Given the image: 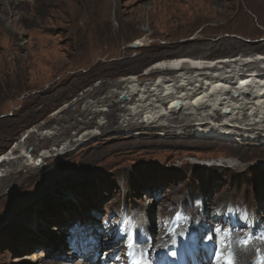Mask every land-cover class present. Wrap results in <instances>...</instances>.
Here are the masks:
<instances>
[{"label": "rangeland", "instance_id": "374dc122", "mask_svg": "<svg viewBox=\"0 0 264 264\" xmlns=\"http://www.w3.org/2000/svg\"><path fill=\"white\" fill-rule=\"evenodd\" d=\"M4 1L0 264L89 258L134 264L141 254L163 251L175 253L166 264H186L210 246L209 232L256 239L264 230V159L244 162L227 158L223 148L160 143L161 129H105L106 114L82 113L116 92L118 108L126 106L114 83L132 74L158 81V72L146 75L160 59L189 53L260 59L264 0ZM96 108L107 113L109 106ZM121 115L117 109L114 125L125 127ZM83 118L94 121L91 127L105 125L95 129V138L76 143ZM52 148L62 154L39 160L38 168L23 166L27 159L20 154L30 161ZM4 154L15 160H3ZM218 200H227L229 211L215 210ZM221 217L228 221L217 222Z\"/></svg>", "mask_w": 264, "mask_h": 264}, {"label": "bare ground", "instance_id": "6f19581e", "mask_svg": "<svg viewBox=\"0 0 264 264\" xmlns=\"http://www.w3.org/2000/svg\"><path fill=\"white\" fill-rule=\"evenodd\" d=\"M6 8L5 1L0 0V12L2 14ZM256 57L260 59H251L247 56L240 57V59L223 57L220 60L219 58L210 59L189 53L175 55L166 60L160 59L156 63L165 68L161 70L157 67L158 69L151 70L146 75L149 76L158 72L160 74L158 81H145L143 78L132 74L127 80L114 83L115 87L120 88L123 94L125 93L123 102L126 103V106L118 108L120 97L116 92L92 102L82 114L85 112L94 113L95 116L106 114L109 118L106 117L108 124L105 129L116 131L138 129L141 130V133L148 132V134L156 129H161L165 138L160 139V143H171L173 146L177 145L184 148H223L225 150L224 156L237 158L244 162L252 159H264V147L260 146L264 144V65H260L264 64V60H262L264 56ZM258 66L260 67L258 68ZM179 67L181 68L179 69ZM100 89H95L93 94L98 95ZM101 104L102 106H109L107 113L103 112L105 109L96 108ZM117 109H121L120 118H123L125 127L124 125H114ZM62 120L63 117L57 118L58 123ZM92 123L94 121L91 119L86 121L83 118L77 124L86 127L82 131V138L77 139L76 143H83L95 138L97 136L95 129L105 125L98 122V127H91ZM45 130L48 133V130ZM63 130H58L56 135L59 136L65 132ZM175 136L178 138L172 139ZM190 136H198L199 138L193 139ZM44 138L49 137L46 134ZM59 150V148H52L50 152L43 150L38 156L40 158H34L30 161L28 154H20L19 156L23 160L24 158L27 159L23 164L24 167L38 168L39 160L45 161L54 156L56 151L59 152L58 155L62 154ZM11 154L15 153L12 152ZM1 158L5 161L8 159V162L15 160V157H11L9 154H4ZM10 174L12 173L10 172ZM226 201H216L215 210H221L222 213L229 211V202ZM261 207H264V203ZM225 220H227L225 217H221L217 219V222H224ZM260 230L256 233V239L248 238L249 243L246 246L240 243L244 239L237 240L236 236L232 238L223 235L224 231L217 233L218 239L214 238L212 234L210 235L211 232H209L206 240L210 241V246L202 248V251L192 257L191 263L186 264H217L215 253L218 248L225 253L232 251L237 264H264V238L260 239ZM261 231L263 235L264 230ZM181 234L172 237L174 247L180 245ZM248 234L250 233L248 232ZM161 240L164 243L168 242L166 235ZM143 255L148 264H166V260L172 255V252H159L150 258L145 254ZM88 260L85 262H66L63 260V264H101L94 258Z\"/></svg>", "mask_w": 264, "mask_h": 264}, {"label": "snow or ice", "instance_id": "6c2138e0", "mask_svg": "<svg viewBox=\"0 0 264 264\" xmlns=\"http://www.w3.org/2000/svg\"><path fill=\"white\" fill-rule=\"evenodd\" d=\"M240 243L246 246L249 243V240L244 239L240 241ZM172 255H175V253H172ZM215 259L217 261V264H221V262L222 264H237L235 255L232 251H228L227 253H225L219 248L216 250ZM134 264H148V261L146 257L143 254H141L136 257Z\"/></svg>", "mask_w": 264, "mask_h": 264}]
</instances>
